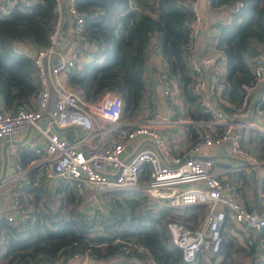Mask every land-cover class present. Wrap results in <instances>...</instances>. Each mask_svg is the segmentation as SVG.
<instances>
[{"label": "trees", "instance_id": "trees-1", "mask_svg": "<svg viewBox=\"0 0 264 264\" xmlns=\"http://www.w3.org/2000/svg\"><path fill=\"white\" fill-rule=\"evenodd\" d=\"M195 1L76 0L85 17L86 36L96 40L97 48L91 59L67 72V82L88 100L106 90H115L123 99L124 116L144 114V103L149 106L144 115H152L157 102L151 98L154 91L147 82L146 61L155 46L165 60L168 76L175 79L181 100L174 116L211 118L212 113L196 90L187 48ZM239 1H210L208 26L215 31L200 41L197 55L221 52L226 62L223 78L228 103L224 102V107L227 112L248 108L246 118L253 120L264 108V78H258L256 60L250 52L255 47L264 54V0H242L243 4ZM131 2L138 9H133ZM232 3L236 8L231 7ZM55 4L56 0L19 2L10 13L0 16L2 109L12 110L18 103H29L37 90L39 75L32 57L18 51L13 43L28 39L45 46L56 19ZM223 13L229 18H223ZM153 36L157 44L153 43ZM185 129L192 144L201 127L189 123ZM249 129V138L259 149V156L264 157V132ZM31 157L34 155L29 153L22 160ZM147 171H142V182L147 180ZM247 176L243 173V179H249ZM46 179H31L19 191L21 201L31 208L24 230L0 222V264L58 262L72 258L76 252L96 255L95 264H260L257 245L264 239V228L250 245L230 232V223L217 254L209 258L199 251L195 260L188 262L168 224L178 221L194 226L203 217L205 206L156 207L143 190L128 188L103 194L104 209L85 210L81 206L84 196L72 180L63 177L50 187Z\"/></svg>", "mask_w": 264, "mask_h": 264}, {"label": "built area", "instance_id": "built-area-1", "mask_svg": "<svg viewBox=\"0 0 264 264\" xmlns=\"http://www.w3.org/2000/svg\"><path fill=\"white\" fill-rule=\"evenodd\" d=\"M35 1L0 0V16L10 13L19 2L31 4ZM195 2L187 48L196 90L205 108L212 113L211 118L174 116L176 104L181 105V100L175 79L168 76L165 60L155 46L152 48L158 52L157 73L166 114L159 113L156 106L152 115L136 116L138 120L127 125L123 122V99L115 90H106L94 100L85 99L66 79L67 72L91 59L97 48L96 40L86 36L85 17L76 0H56V19L45 46H37L28 39L13 43L18 51L32 57L39 85L29 103H18L12 110L2 109L0 105V151L5 136L23 133L28 125L35 126L33 150L36 156L33 161L40 165L50 187L56 185L59 177L72 180L84 196L81 206L85 210L90 204H99V209H104L103 194L128 188L143 190L156 207L205 206L203 217L194 226L178 221L168 224L188 262L194 261L199 251L207 253L209 258L217 254L222 247L223 232L230 223L250 245L256 233L264 228V210L249 209L235 178L225 173L211 155L203 154L207 147L225 144L231 157L237 159L234 170L249 175L263 160L247 141L246 129L264 132V121L247 119L248 108L227 112L224 107L226 84L218 70V54L197 55L198 34L204 16ZM131 7L138 9L134 2ZM152 41L157 44L155 36ZM255 71L259 79L264 78V68L257 61ZM151 98L157 102L156 94L152 93ZM47 112L49 121L40 124ZM176 123H182L184 128L189 123L201 127L199 136L185 154L176 152L164 134L165 129ZM56 127L75 129L69 135ZM76 127L82 129L77 135ZM142 139L151 140L156 147L140 146L126 157L128 149ZM146 168L147 180L142 182L141 174ZM16 169L18 173L12 178L0 179V190L10 187L12 194L10 204L0 208V222L6 221L11 227L24 230L31 218V208L21 201L19 191L31 183L30 168L18 162ZM260 197L264 209V191L260 192ZM257 246L258 260L264 264L263 238ZM95 257L88 252H76L72 259L75 264H90V259ZM44 264H56V261Z\"/></svg>", "mask_w": 264, "mask_h": 264}, {"label": "crops", "instance_id": "crops-1", "mask_svg": "<svg viewBox=\"0 0 264 264\" xmlns=\"http://www.w3.org/2000/svg\"><path fill=\"white\" fill-rule=\"evenodd\" d=\"M195 3L204 16V22L198 34V45H199L200 41L204 42L207 35H211L214 33L215 28L214 27L210 28L208 26V16L210 14V11H209V3L207 2V0H196ZM228 16L229 15L223 18H227ZM212 53L217 54L215 50H213ZM157 56H158L157 51H155L154 49L150 50V56L146 61L147 63L146 67L148 69L147 82L150 88L153 89L154 94H156L157 109H158L157 111L161 114H166L167 110L165 107L161 82L159 79V75L157 73L159 69L157 63ZM154 66L156 68H154ZM2 102L3 100L0 94L1 106L3 105ZM146 106L147 103H144L143 104L144 114H145ZM252 112L253 111H249V114ZM144 114L140 113L137 117L145 116ZM49 116H50L49 112L44 114L42 119L40 120V124H47V122L49 121ZM135 117L124 116L123 122H126L127 125H133L138 120V118ZM253 120H257L259 122L264 121V108L259 109V111L256 114V117L253 118ZM60 128L62 129L56 127V129L59 130V132L67 133V134H69V132L73 133V129H75V127H67V128L60 127ZM81 130L82 129H80L79 127H76V135L79 132H81ZM36 133H37L36 127L32 125H28L23 133L5 136L2 139L1 151H0V179H10L16 173H18V170L16 169V164L18 162L24 165L27 169L30 168L28 174L31 179H40L41 177L45 176L41 172L40 165L35 164L36 162L33 161L34 160L33 157L25 161L22 160V156H27L29 155V153L36 156L33 150L34 136ZM164 134L167 135L168 139L171 142V145L173 146L176 152L181 154L187 153V150L190 146V142L186 129L184 128V125L182 123H176L170 128L165 129ZM140 146L156 147L151 140L142 139L136 142L134 147H130L128 149V151L126 152L127 155L126 157L131 156L135 152V150L138 149ZM26 150H28V152L22 154V151H26ZM256 152L258 153V151ZM203 154L211 155L217 161V164L226 170L225 173L235 178L234 180L236 181L237 187L238 189L241 187V189L239 190L244 196L246 204L248 206H250L252 209L257 208L264 210L260 197V192L264 191V157H261L263 162L260 165L254 167L252 173H250L247 176L249 179H243V173H239L237 170H234V166L237 163L236 161L237 159L231 157V154H229L227 150V146L225 144L223 145L214 144L210 147H207L206 149H204ZM239 176L240 178H238ZM11 198H12L11 188L10 187L2 188L0 190V208L7 207L11 202ZM229 230L241 242H243L241 234L236 228L232 227ZM89 262L90 264H95L97 263V259L92 258L90 259ZM56 264H75V261L72 258L68 260L62 259L61 261L56 262Z\"/></svg>", "mask_w": 264, "mask_h": 264}, {"label": "rangeland", "instance_id": "rangeland-1", "mask_svg": "<svg viewBox=\"0 0 264 264\" xmlns=\"http://www.w3.org/2000/svg\"><path fill=\"white\" fill-rule=\"evenodd\" d=\"M223 17H226L227 15H225V13L222 14ZM217 54H218V70L220 71L221 75L222 76H225V72H226V62H225V57L221 55V52L217 51ZM61 76H63V74H61ZM246 136H247V140L249 142V144L256 150L258 151L259 149L257 147H255V143H253L254 141H252L249 137H250V133H251V129H246ZM61 178L63 177H59L56 179V181L60 182V180H62ZM48 186H50L48 183H47ZM90 206L93 208V209H99L100 208V205L99 204H90ZM106 206V204H105ZM104 207V206H103Z\"/></svg>", "mask_w": 264, "mask_h": 264}, {"label": "water", "instance_id": "water-1", "mask_svg": "<svg viewBox=\"0 0 264 264\" xmlns=\"http://www.w3.org/2000/svg\"><path fill=\"white\" fill-rule=\"evenodd\" d=\"M231 7L236 8V4L232 3ZM250 52L255 57V60L264 68V58L262 56V52L255 47H251ZM154 68H156V67L154 66ZM57 128L62 129L60 127H57Z\"/></svg>", "mask_w": 264, "mask_h": 264}]
</instances>
